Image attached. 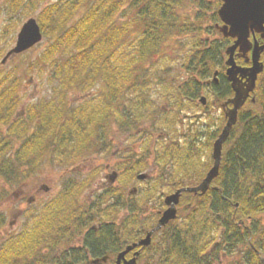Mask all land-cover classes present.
<instances>
[{
	"label": "trees",
	"instance_id": "16d2710c",
	"mask_svg": "<svg viewBox=\"0 0 264 264\" xmlns=\"http://www.w3.org/2000/svg\"><path fill=\"white\" fill-rule=\"evenodd\" d=\"M21 2L11 4L14 13ZM220 5V0H55L43 7L38 21L54 40L32 66L48 72L52 92L18 111L19 86L7 83L10 73L0 70V124L7 125L0 127V177L20 183L50 162L69 167L108 154L115 122L133 138L143 127L149 139L160 132L153 153L146 146L147 153L128 156L119 166L121 179L139 181L152 156L159 173L142 180L145 185L128 201L121 200L125 189L111 186L84 202L81 194L97 170L69 178L29 212L22 230L1 241L0 264H67L87 260V251L93 256L118 251L155 225L158 213H144L148 202H159L161 188L172 192L205 176L226 116L222 112L211 131L195 122L191 132L182 118L207 107L197 99L217 69L219 82L212 86L217 98L222 102L233 94L225 73L232 38L214 26ZM73 90L81 93L76 102ZM254 94L256 102L248 100L239 110L209 190L183 192L174 225L155 233L170 240L160 264H216L224 255L233 256L230 264H264L263 78ZM204 136L207 143H201ZM78 236L85 238L83 246L73 244Z\"/></svg>",
	"mask_w": 264,
	"mask_h": 264
},
{
	"label": "rangeland",
	"instance_id": "374dc122",
	"mask_svg": "<svg viewBox=\"0 0 264 264\" xmlns=\"http://www.w3.org/2000/svg\"><path fill=\"white\" fill-rule=\"evenodd\" d=\"M15 1L0 0V70L3 74L10 73L11 77L7 83L14 81L19 86L21 98L19 111L22 109L23 104L49 98L51 95L52 83L49 82L48 72H41L38 66L32 65L42 56L54 38L50 34H44L43 40L33 48L12 56L5 64L1 63V59L7 50L15 44L17 34L23 22L31 16L38 19L43 7L55 0H22V6L18 7L14 13L10 6ZM211 84H207L206 89L199 95V98L201 95L207 97L205 104L207 107L204 110L198 106L195 107L193 110H196L199 113L198 115L193 113V110H189L183 114V126L185 129L189 128V132H191L192 124L198 121L203 124L204 128L207 127L211 131L215 128L213 125L214 120L221 115L222 108L219 104L220 101L215 96ZM70 98L76 102L81 98V93L73 90L70 92ZM199 98L197 102H200ZM120 125L119 122H115L113 126V146L108 154L90 156L69 167L56 164V162H50L20 183L12 184L0 177V243L3 238L6 239L10 234H16L22 230V227L27 222L29 212L35 210L36 207H41L44 201L54 197L71 177L80 178L90 171H98V175L94 178L92 185L81 194V199L84 202L89 203L98 193L111 186L119 187L120 193L125 189L127 193L121 197L122 201L130 199L131 195L128 193L134 187H137V191L133 193V195H136L145 183L139 180L133 184H129L125 180H122L119 166H122L126 162L128 156L147 153L145 151L146 146H150L148 150L153 153L159 140L160 132L157 131L149 139V136L145 133L148 128L145 129L143 127L142 131L139 132L140 135L133 138L128 130H121ZM0 127L6 128L7 125L0 124ZM201 140V143H207L208 137L204 136ZM208 153L206 149L204 152L205 160L209 158ZM210 155L212 156V154ZM211 160L213 163V158ZM149 164V168L144 171L150 174L148 180H153L159 173L153 156L150 158ZM116 172L118 174L117 178L115 181H112L111 175ZM169 192V189L161 188L158 197L159 202H148L149 208L147 213L156 211L164 196ZM125 212L126 207L120 209V215H123ZM245 251V249L240 250L241 253ZM232 259L233 256L226 257L224 255L221 261L216 264H230Z\"/></svg>",
	"mask_w": 264,
	"mask_h": 264
},
{
	"label": "water",
	"instance_id": "95a60500",
	"mask_svg": "<svg viewBox=\"0 0 264 264\" xmlns=\"http://www.w3.org/2000/svg\"><path fill=\"white\" fill-rule=\"evenodd\" d=\"M221 1L222 4L218 9L221 22H216L215 27L223 36L233 38V42L225 49V53L227 54L225 63L227 65L226 75L234 90V95L223 101L227 121L214 141L212 152L214 159L213 165L198 185L180 187L166 196L165 202L168 207L163 211L158 223L153 226L144 237L127 245L126 248L119 253L116 264H137L140 250L136 251L135 255L130 259L125 258L126 253L137 246L145 247L149 245L153 235L177 216V205L184 191L205 193L209 189L213 179L220 173L223 146L234 124L238 120L239 109L250 97L252 91H254L258 75L264 70V62L261 60L262 53L264 52V42L260 43L258 40L252 41L250 38L252 33L255 34L258 32L264 39V0ZM42 39L43 31L40 23L36 17H29L22 24L17 34L15 44L2 58V63H6L12 55L32 48L41 42ZM237 50H239L238 54L244 56L248 55L247 58L252 60V64L246 67L238 65L235 58ZM249 52H251V56H249ZM217 74L218 70L215 71V82H217ZM252 100H255L254 96ZM201 101L205 103L206 97L202 96ZM147 176V173H141L138 177L145 178ZM123 259L124 262L122 263ZM97 261L98 260H95L94 262Z\"/></svg>",
	"mask_w": 264,
	"mask_h": 264
},
{
	"label": "flooded vegetation",
	"instance_id": "af4514ba",
	"mask_svg": "<svg viewBox=\"0 0 264 264\" xmlns=\"http://www.w3.org/2000/svg\"><path fill=\"white\" fill-rule=\"evenodd\" d=\"M250 38H251L252 41L258 40L260 43H263L264 42V39L261 37V34L258 33V32H256L255 34L252 33ZM238 51L239 50H237V54L235 55V58H236V61H237L238 65H240L241 67H246V66L251 65L252 64V60L247 58L248 55L247 56H244V55L238 54ZM249 56H251V52H249ZM263 61H264V59H263ZM218 82H219V77H218L216 83H218ZM209 83H212L211 86H213V84H215L214 82H209L208 81L207 84H209ZM230 85H231V83H230ZM233 94H234V92H233ZM233 94L231 96H233ZM215 96L217 97V94L216 93H215ZM255 108H256V111L259 113V107L257 106ZM222 112H224V111L222 110ZM222 112H221V114H222ZM224 114H225V112H224ZM169 193H171V192H169ZM168 194H166V195H168ZM166 195L164 196L163 201L160 203L159 207L156 209V212L158 213V218H157L155 224L158 223L160 217L163 214V211L167 208V204L165 202ZM144 214H147V212L144 213ZM172 220H170L166 225H164L163 228H165L166 230H168V228H171L174 225V224H172ZM151 228H149L146 231L145 235L147 234V232ZM145 235H143L142 237H144ZM142 237L138 238L135 241L128 242L125 245V247H123L122 249H120L118 251H114V250H111V249H107L102 255H99V256H93L90 251H87L88 252L87 253L88 254L87 260H85V261L76 260L74 263H72L73 260L71 259V262L70 263H67V264H116L119 253L121 251H123L126 248L127 245H129V244H131L133 242L138 241ZM84 239L85 238L83 236H78L73 241V244L75 246H79V247L80 246H83ZM153 239H154V241H153ZM152 242L154 243V246L151 247L152 249L151 248L149 249V255L144 254L145 250H147V248L152 244ZM169 242H170V240L167 239V238H165V236L161 237V235H160L157 238H154V235H153L152 241H151V243L149 245H147L145 247H140V246L135 247L134 249H132L128 253H126L125 258H127V259L132 258L135 255V252L138 251V250H140V253H139L138 258H137V264H160V262L162 261V259L165 258V256H164V253H165L164 247ZM95 260H98V261L97 262H94ZM123 262H124V259L122 260V263Z\"/></svg>",
	"mask_w": 264,
	"mask_h": 264
}]
</instances>
